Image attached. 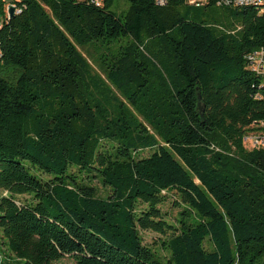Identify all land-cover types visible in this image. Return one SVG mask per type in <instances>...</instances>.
<instances>
[{
	"label": "trees",
	"instance_id": "obj_1",
	"mask_svg": "<svg viewBox=\"0 0 264 264\" xmlns=\"http://www.w3.org/2000/svg\"><path fill=\"white\" fill-rule=\"evenodd\" d=\"M218 1L0 0V250L264 264V5Z\"/></svg>",
	"mask_w": 264,
	"mask_h": 264
},
{
	"label": "built area",
	"instance_id": "obj_2",
	"mask_svg": "<svg viewBox=\"0 0 264 264\" xmlns=\"http://www.w3.org/2000/svg\"><path fill=\"white\" fill-rule=\"evenodd\" d=\"M95 2L97 5L100 4L101 0H91ZM158 4H164L166 0H156ZM193 1H200V0H190L191 3ZM242 1H257V2H264V0H242ZM218 3L222 4V2L218 1ZM264 12V11H260ZM248 57V64L250 69L259 75L262 79H264V46L254 49L247 55ZM261 126H264V122L260 123ZM244 141L249 148L254 147H262L264 148V130L259 131H252L247 133L244 136Z\"/></svg>",
	"mask_w": 264,
	"mask_h": 264
},
{
	"label": "rangeland",
	"instance_id": "obj_3",
	"mask_svg": "<svg viewBox=\"0 0 264 264\" xmlns=\"http://www.w3.org/2000/svg\"><path fill=\"white\" fill-rule=\"evenodd\" d=\"M5 5H4V10L5 12L8 14V9L11 5L10 1L12 0H3ZM119 1V3H118ZM118 3V8L117 6L114 7V10L117 11L119 13V11H121L122 9L126 8L127 2L126 0H117L116 4ZM0 20H2V11L0 10ZM95 184H97L99 187H102L101 183L98 180H95ZM162 208L164 211H167L169 217H175L177 215V209L172 208L170 203H164L162 205ZM143 236H144V241L145 243L153 246L154 248H158V244L157 240L159 239V234L152 232V231H143ZM0 255L2 257H7L8 259H10L11 262H13L14 264H19L18 261H15L14 256H10V253L6 250L5 247H2L0 250ZM73 259L70 256H65L64 258L54 262V264H72Z\"/></svg>",
	"mask_w": 264,
	"mask_h": 264
},
{
	"label": "bare ground",
	"instance_id": "obj_4",
	"mask_svg": "<svg viewBox=\"0 0 264 264\" xmlns=\"http://www.w3.org/2000/svg\"><path fill=\"white\" fill-rule=\"evenodd\" d=\"M225 4H234L237 6H244V5H264V2H257V1H242V0H221ZM262 9V8H261Z\"/></svg>",
	"mask_w": 264,
	"mask_h": 264
},
{
	"label": "water",
	"instance_id": "obj_5",
	"mask_svg": "<svg viewBox=\"0 0 264 264\" xmlns=\"http://www.w3.org/2000/svg\"><path fill=\"white\" fill-rule=\"evenodd\" d=\"M15 14V6L14 5H10L9 9H8V17H12Z\"/></svg>",
	"mask_w": 264,
	"mask_h": 264
},
{
	"label": "crops",
	"instance_id": "obj_6",
	"mask_svg": "<svg viewBox=\"0 0 264 264\" xmlns=\"http://www.w3.org/2000/svg\"><path fill=\"white\" fill-rule=\"evenodd\" d=\"M0 25H1V20H0Z\"/></svg>",
	"mask_w": 264,
	"mask_h": 264
}]
</instances>
